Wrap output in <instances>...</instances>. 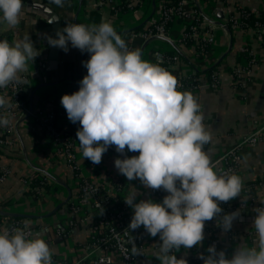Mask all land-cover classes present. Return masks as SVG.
<instances>
[{
	"label": "clouds",
	"instance_id": "clouds-1",
	"mask_svg": "<svg viewBox=\"0 0 264 264\" xmlns=\"http://www.w3.org/2000/svg\"><path fill=\"white\" fill-rule=\"evenodd\" d=\"M54 3L62 6L63 0ZM23 8V0H0V23L16 28ZM47 43L65 52L70 45L90 54L82 61L87 74L78 82L79 89L60 98L68 120L80 125L76 137L83 158L98 165L110 146L121 155L126 149L138 153L114 159V167L128 181L138 179L144 187L167 195L161 203L136 202L135 191L124 198L133 209L128 229L142 226L150 236L159 235L155 256L160 264H187L174 253L199 245L205 222L222 212L218 202L243 191L242 178L216 169L205 152L211 134L196 97L178 90L176 77L142 59L139 48L130 50L111 22L66 24L56 38L48 36ZM38 55L29 34L11 44L0 40V89L27 83L22 74ZM6 106L9 99L0 95V108ZM8 124V118L0 116V127ZM254 211L253 245L242 244L231 258L210 246L209 255L200 257L203 264H264V207ZM237 215H223L219 226L224 232ZM29 235L21 228L0 231V264H54L49 244ZM131 253L141 254L133 242Z\"/></svg>",
	"mask_w": 264,
	"mask_h": 264
},
{
	"label": "crops",
	"instance_id": "crops-1",
	"mask_svg": "<svg viewBox=\"0 0 264 264\" xmlns=\"http://www.w3.org/2000/svg\"><path fill=\"white\" fill-rule=\"evenodd\" d=\"M41 1L58 15L61 28L71 23L91 25L99 24L101 21L111 22L117 33L127 43L128 48L130 50L139 48L142 59L150 63H156V52L176 51L183 59L179 58V63L169 65V72L173 76L188 77L196 71H203L219 63L217 70L219 83L216 87H213L205 74H202L197 86L188 90L201 105L205 128L211 134V141L204 146L211 162L223 149L248 133L253 127L264 125V61H256L250 66L247 82L243 83L244 85L235 87L229 72L230 68H234L242 60H236L235 56L246 42L249 43L252 54L256 55L263 53L264 40L258 38L251 28L243 31L235 25L232 27L233 33H230L227 27L220 25V23L225 24L226 15L234 11L235 5L247 6L264 12V0H180L184 3L185 10L196 11L200 14L201 20L196 32L199 37H204L206 33L213 37L208 50L203 53H198L193 44L186 46L180 42L179 36L183 26L177 17H173L171 24L167 27V38L156 36L144 40L139 34L141 31L135 30L140 25L144 27L150 16L158 19L161 5L171 4L174 0H129V5L138 4L136 7L128 8L125 12L113 9L122 0H63L62 6L54 3V0ZM235 16L238 14H234ZM25 34H29L34 47L39 50L36 61L34 60L32 65L29 64L30 74L26 85L28 106H30L29 98H31L32 107L39 105L42 111L57 110L61 107L62 95L72 94L79 89L78 82L87 74L82 61H87L90 54L82 53L69 45L67 52L59 49L55 67L48 69L46 67L49 49L47 37H52V28L46 17L24 7L20 24L16 28L7 29L5 24L0 23V40H7L11 44L17 39H22ZM192 40L195 44L198 39L194 37ZM17 141L20 149L18 153H12L0 147V164L10 171V175L0 182V229L2 220L10 216L18 217L17 214L23 213L37 215L41 212L26 194L21 193L20 179L27 171L35 175L44 172L47 176L49 173L66 184L70 177L65 167L53 166L55 159L49 142L36 135L30 118H24L19 122ZM135 155L138 153L126 152L122 157L111 155L110 159L106 160L107 170L123 179L128 195L134 191L137 193L136 202L148 199L153 201L155 194L152 189L144 187L138 179L128 181L114 167V159ZM235 174L243 180V191L241 196L231 200L235 203L233 211L226 213L238 212L231 226L234 230L233 238L229 240L228 233L222 229L217 236L226 247V258H231L242 244L252 246L257 238L253 226L257 213L252 207L240 209L236 204L240 201H250L254 204L264 203V182L260 181L264 177V128L260 141L243 150ZM59 181H56L53 188H50V192L46 193L43 208L47 212L52 211L63 198L65 188ZM52 215L55 218L51 217L53 226L61 224V221L64 222L60 207ZM24 218L28 224L38 221V217ZM211 224L214 225V221L205 222L204 239L199 245L194 246L200 254L203 253L200 249H205L203 250L205 257L209 255L206 250L208 240L206 230ZM87 230V227L79 223L71 227L70 242L64 238L49 241L47 232L44 231L38 232L31 238L38 235L49 244L53 252L54 264H94L89 258L84 257V240ZM155 242V240L148 241L144 255V262L147 264H160L155 256L158 250ZM188 250L181 247L175 253L177 259L187 258Z\"/></svg>",
	"mask_w": 264,
	"mask_h": 264
},
{
	"label": "built area",
	"instance_id": "built-area-1",
	"mask_svg": "<svg viewBox=\"0 0 264 264\" xmlns=\"http://www.w3.org/2000/svg\"><path fill=\"white\" fill-rule=\"evenodd\" d=\"M24 1L42 2L41 0ZM178 3L179 7H177V9L174 8L173 2L171 4H165L166 6L161 5L159 18L152 19L148 23H152V26H144V30L139 34L144 40L153 36L165 37L167 27L164 23L166 20H172L173 17H177L181 20V25L183 26L179 36L180 42L184 43V39L188 34L184 32V29L189 27L192 30L189 35L190 38H201L202 41L210 46L213 41L211 34L206 33L204 37H199L196 33L197 29H199V24H193V21L198 17L199 13L196 11L195 13L186 12L183 7L184 3L182 1ZM235 17L236 19L233 21V26L238 25L237 22L239 21L237 18L238 16ZM251 30L256 33L258 27H252ZM262 30H264V27H262ZM257 37L261 39L260 36ZM164 54L165 53L162 51L156 52L155 61H166L170 66L176 63V56H172L169 60L165 58ZM252 60L255 62L264 61V50L262 54H253ZM40 67H43V65H40ZM234 71L237 77L234 78L230 74L232 83H234L235 86L236 84L244 85L243 83L247 82V76L250 72L248 61L242 59L236 64ZM29 74V71L22 74V76L27 79V83ZM178 76L179 75L175 77L180 85ZM27 83L9 85L5 89H0V95L5 96L10 101V106L0 108V116H6L9 120L7 127H0V147L12 153L20 152L17 141L18 125L22 119L28 117L30 118V123L33 124L35 128L36 135L41 136L42 140L49 142L55 159L53 166L57 168L65 167L70 174L68 180L66 179V187L64 186L65 191L63 199L66 198V201L60 207L64 216H62L64 226L61 225L55 228V239L64 238L69 240L71 237V227L77 226L79 223L88 228L86 235L90 237V240L87 242V245L84 246V257L85 259L89 258L91 263L147 264L144 262V255L148 241L155 240V246L156 249H158V245L161 243L159 235L156 237L150 236L142 226L136 230L128 229L133 215V209L124 202V198L128 196L125 183L122 178L107 170L106 155L108 157H111V155L122 157L123 155L117 153L114 146H110L103 155L100 164L96 165L89 160L86 161V159L83 158L82 151L79 147V141L76 137V131L80 127L79 123L73 124L68 121L65 109L62 105L57 110L50 109L48 111H42L39 105L32 107L30 110L27 102ZM211 85L216 87L213 84ZM263 128L264 125L253 127L248 133L223 149L212 161L215 168L226 174H235L243 150L260 141ZM27 172L20 179L21 193L26 194L28 198L32 200L31 202L33 205L41 208L46 201L44 200L46 199V193L50 192V188H53L55 182L59 180L49 175V173L46 176L44 172H39L36 175ZM9 173V169L0 164V182H2L6 176L10 175ZM161 190H153L156 197L153 202L161 203L163 197L167 195V193H165L164 196L159 197ZM236 205L240 209L246 207H252L253 209L264 207V204H254L250 201H240ZM44 213H47L46 209L37 213V215ZM51 217L55 219L54 216L50 214L38 218V221L33 224L26 223V219L19 216L13 217L12 219H3L0 231L4 229L11 231L13 228H21L26 233H30L29 238H31L38 232L44 231L51 224L53 220ZM218 217L219 216L214 217L213 219L217 221ZM67 228H70L69 231H67ZM213 230L214 227L212 225L209 226V229L206 230V236L209 238L210 235H213L211 243L215 246L217 244V236L221 230L217 232ZM132 242L141 250V254L133 255L131 253ZM59 247L60 246H58V248ZM188 252L187 257L191 256L197 260V264H202L203 260L200 257L201 255L206 256L204 255L205 253L200 254L199 250L195 247L192 249L190 248Z\"/></svg>",
	"mask_w": 264,
	"mask_h": 264
},
{
	"label": "trees",
	"instance_id": "trees-1",
	"mask_svg": "<svg viewBox=\"0 0 264 264\" xmlns=\"http://www.w3.org/2000/svg\"><path fill=\"white\" fill-rule=\"evenodd\" d=\"M180 0H174L172 1L174 3V8L177 9V7H179V2ZM129 0H122L119 4H117L115 7H113L114 10L116 11H122V12H125L128 10V8H131V7H136V5H129ZM166 6V5H165ZM112 11V10H111ZM234 14H238V19L239 21L237 22L238 26L243 30V31H246L247 29L249 28H252V27H258V30L256 31V35L257 36H260L262 38V40H264V30H262V27H264V12L261 11V10H256V9H252V8H249L247 6H239V5H235L234 6V11L232 10L231 12H229L227 15H226V20H225V24H226V27L228 28V30L230 31V33H233L232 31V27H233V21L234 19H236V17H234ZM155 19V18H154ZM200 20H201V17H200V14H198V17L194 19L193 21V24H196L198 25L200 23ZM166 27H168L170 24H171V19L169 20H166V22L164 23ZM152 26V23L151 24H148L146 23L144 26ZM197 28V27H196ZM135 30H140L141 32L144 30L143 28V25H140L138 28H136ZM192 30L189 28V27H186L184 29V32L185 33H188L184 39V44L186 46L188 45H191L193 44V46L196 48V51L198 53H203V52H206L209 48V45L202 41L201 38H198L197 40V43L194 44L192 38L189 37L190 35V32ZM263 44V42H262ZM180 54L177 53L176 51H170V52H166L164 54L165 58L169 59L172 57V56H177V62L176 63H179V58L183 59V57H181V55L179 56ZM236 60H240V59H243V60H246L248 61V67L250 68V66L255 62L252 60V57H253V54L251 52V48H250V45L248 42H246V44L244 45V47L242 48V50H240L239 52L236 53ZM36 61V59H35ZM155 64H158L160 67L166 69L167 71H169V65L168 62L166 61H160V62H156ZM218 64L219 63H215L213 64L210 68H207L203 71H196L194 72L191 76H182V75H179L178 77V80L180 82V85H179V89L180 91H188L190 89H193L194 87L197 86L198 82H199V78L202 74H205V77L207 78V80L209 81L210 84H213L215 86L218 85L219 83V80H218ZM229 72L230 74L232 75V77L236 78V72L234 71V68H230L229 69ZM177 79V78H176ZM235 86V85H234ZM237 86H240V84H236L235 87ZM128 152L127 149L125 150V153ZM110 157H108L106 155V159L105 160H109ZM86 161H88L86 159ZM261 182H264V177L262 180H260ZM256 183V182H254ZM253 183V184H254ZM45 187V186H44ZM165 191L161 190L160 193H159V197L160 196H164L165 195ZM61 197V196H60ZM55 200H57L56 198H53ZM156 197L154 196V199L153 201H155ZM220 208L222 209V212L218 215L219 217L217 218V221L215 219H213L212 221H214V225H212L214 227V230L215 232L219 231L222 229V227L219 226V222L222 218V215L226 212H231L233 211V209L235 208V203L233 201H228V202H218ZM261 204H264V203H261ZM37 210L39 211H43L44 208L43 207H37ZM14 216H10L8 217V219H12ZM211 222V220H210ZM63 225L64 226V222L61 221V224L59 223L57 226H53L52 223L44 230V232H47V236L49 237V241H53L55 239V234H54V230L56 227L58 226H61ZM70 228H67V231H69ZM223 230V229H222ZM228 233V236H229V240H232L231 238L232 237V234L234 233V230L230 229L229 231H227ZM217 244L214 246L215 249L217 251H224L225 254L227 253L226 252V247L225 245L222 244V242L220 241V237H217ZM213 239V235H210V237L208 238L207 240V249L210 247V246H213L211 241ZM90 240V237L88 235H86L85 237V240H84V246L87 245V242ZM194 248V246L192 247ZM191 248V249H192ZM206 249V250H207ZM203 253L205 249H200ZM202 253V254H203ZM186 259L187 261V264H197V260H195V258H192L191 256L187 257V258H184Z\"/></svg>",
	"mask_w": 264,
	"mask_h": 264
},
{
	"label": "water",
	"instance_id": "water-1",
	"mask_svg": "<svg viewBox=\"0 0 264 264\" xmlns=\"http://www.w3.org/2000/svg\"><path fill=\"white\" fill-rule=\"evenodd\" d=\"M23 4L24 7L29 9V10H33L36 13L46 17L47 21L50 22L51 24V28H52V38H56V32L61 28V23H60V18L58 17V15L45 3H41V2H34V1H24L23 0ZM217 12L219 13V10H217ZM220 25H222L224 28H226L225 24L220 23ZM58 53H59V48L57 47H52L49 46L48 49V54H47V61H46V67L48 69H52L55 67L56 65V60L58 57ZM30 99V106L29 109L31 110L32 106H31V98ZM60 182V181H59ZM62 183L65 187V183ZM66 201V198H64L63 200H61L56 206L55 208L47 213L41 214V215H32V214H17L16 216H20V217H27V218H32V217H45L48 216L49 214H53L59 207H61V205Z\"/></svg>",
	"mask_w": 264,
	"mask_h": 264
},
{
	"label": "rangeland",
	"instance_id": "rangeland-1",
	"mask_svg": "<svg viewBox=\"0 0 264 264\" xmlns=\"http://www.w3.org/2000/svg\"><path fill=\"white\" fill-rule=\"evenodd\" d=\"M173 5V4H172ZM184 5V4H183ZM186 12L188 11V9L187 10H185ZM189 13H190V10L188 11ZM192 13H195L194 11H191ZM152 19H154V18H151V16L150 17H148L147 18V20H146V23H149ZM178 19V18H177ZM153 37H156V36H153ZM165 37L167 38L168 36H167V34L165 35ZM149 38H152V37H149ZM148 38V39H149ZM62 197H63V195H62ZM63 199V198H62ZM61 199V200H62ZM66 241H68V240H66ZM71 241V239H69V242Z\"/></svg>",
	"mask_w": 264,
	"mask_h": 264
}]
</instances>
